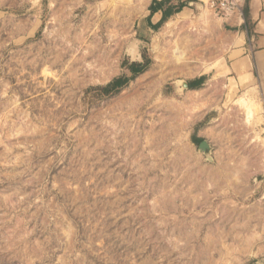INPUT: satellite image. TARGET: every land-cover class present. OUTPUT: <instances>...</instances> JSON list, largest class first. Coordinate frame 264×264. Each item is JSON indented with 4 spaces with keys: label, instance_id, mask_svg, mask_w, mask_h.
Listing matches in <instances>:
<instances>
[{
    "label": "rangeland",
    "instance_id": "374dc122",
    "mask_svg": "<svg viewBox=\"0 0 264 264\" xmlns=\"http://www.w3.org/2000/svg\"><path fill=\"white\" fill-rule=\"evenodd\" d=\"M144 3L0 0V264H264L263 100L182 88L217 38Z\"/></svg>",
    "mask_w": 264,
    "mask_h": 264
},
{
    "label": "crops",
    "instance_id": "0c3cea01",
    "mask_svg": "<svg viewBox=\"0 0 264 264\" xmlns=\"http://www.w3.org/2000/svg\"><path fill=\"white\" fill-rule=\"evenodd\" d=\"M211 0H145L138 31L143 38L160 32L182 16L208 24L215 42L214 56L204 60L202 70L180 80L190 94L221 98L224 105L249 104L261 98L264 105V0H246L243 14L214 17ZM166 20L158 27L163 17ZM207 28V27H206ZM249 99V100H248ZM249 102H248V101ZM244 105V104H243ZM205 140V139H204ZM202 142V141H201ZM200 142V143H201Z\"/></svg>",
    "mask_w": 264,
    "mask_h": 264
},
{
    "label": "trees",
    "instance_id": "16d2710c",
    "mask_svg": "<svg viewBox=\"0 0 264 264\" xmlns=\"http://www.w3.org/2000/svg\"><path fill=\"white\" fill-rule=\"evenodd\" d=\"M166 20V15L163 17L161 20L160 24L158 27H161ZM150 66V61H147L146 63H141V62H136V63H131L129 65V69L132 73L130 77H124L120 76L112 81L108 82L104 86H102V91L104 94H112V93H117L120 92L123 87H125L130 80L135 79L139 74L145 72ZM203 138H198V142L203 141Z\"/></svg>",
    "mask_w": 264,
    "mask_h": 264
},
{
    "label": "built area",
    "instance_id": "2783aa9c",
    "mask_svg": "<svg viewBox=\"0 0 264 264\" xmlns=\"http://www.w3.org/2000/svg\"><path fill=\"white\" fill-rule=\"evenodd\" d=\"M246 0H211L210 8L219 16H228L230 14H243V6Z\"/></svg>",
    "mask_w": 264,
    "mask_h": 264
},
{
    "label": "water",
    "instance_id": "95a60500",
    "mask_svg": "<svg viewBox=\"0 0 264 264\" xmlns=\"http://www.w3.org/2000/svg\"><path fill=\"white\" fill-rule=\"evenodd\" d=\"M182 85L184 88H188V84L186 81L182 82ZM212 145L210 144V142L205 139L203 140L200 144H199V150L204 152L207 156H210L212 153Z\"/></svg>",
    "mask_w": 264,
    "mask_h": 264
},
{
    "label": "clouds",
    "instance_id": "9594fccd",
    "mask_svg": "<svg viewBox=\"0 0 264 264\" xmlns=\"http://www.w3.org/2000/svg\"><path fill=\"white\" fill-rule=\"evenodd\" d=\"M126 54H127V51H126ZM136 62H138V58H136V57H130L129 58V63H136Z\"/></svg>",
    "mask_w": 264,
    "mask_h": 264
}]
</instances>
